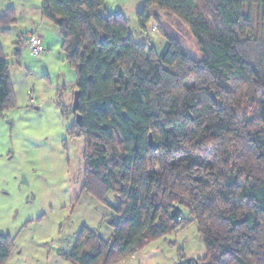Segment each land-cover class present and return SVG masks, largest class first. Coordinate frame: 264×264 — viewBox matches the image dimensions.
<instances>
[{
  "label": "clouds",
  "instance_id": "1",
  "mask_svg": "<svg viewBox=\"0 0 264 264\" xmlns=\"http://www.w3.org/2000/svg\"><path fill=\"white\" fill-rule=\"evenodd\" d=\"M0 264H264V0H0Z\"/></svg>",
  "mask_w": 264,
  "mask_h": 264
}]
</instances>
